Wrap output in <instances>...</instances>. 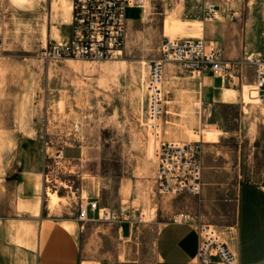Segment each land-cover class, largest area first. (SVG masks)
I'll return each mask as SVG.
<instances>
[{"label": "rangeland", "instance_id": "rangeland-1", "mask_svg": "<svg viewBox=\"0 0 264 264\" xmlns=\"http://www.w3.org/2000/svg\"><path fill=\"white\" fill-rule=\"evenodd\" d=\"M7 1L10 9L0 10V209L11 212L6 187L16 181L20 165L32 161L39 150L45 168L42 214L48 211L77 226L82 259L87 264H151L155 231L172 209L170 198L159 196L155 189L159 145L200 144L201 137L205 142L215 132L201 125V118L212 120L213 109L197 101L189 104L193 78L180 67L163 81L166 104L161 121L147 124L148 66L158 57L165 38L205 41L203 9L212 0H143L141 8L127 11L126 19L131 18L125 25L122 55L102 63L40 60L44 42L34 23L31 0ZM214 2L238 13L243 28L264 23V0H231L228 6L221 0ZM262 33L264 26L259 52ZM252 87L240 91L239 104L246 111L224 110L230 118L244 113V133H256L264 117V105L243 103V94ZM193 123L196 133L191 132ZM180 133L187 138L167 139ZM75 148L87 151L83 161L68 163L58 158L59 152ZM88 183L101 209L128 221L121 231L117 222L97 217L77 221L80 197L86 199ZM127 193L132 206L121 205ZM120 208L127 214L120 216ZM159 210L164 213L161 218Z\"/></svg>", "mask_w": 264, "mask_h": 264}, {"label": "crops", "instance_id": "crops-1", "mask_svg": "<svg viewBox=\"0 0 264 264\" xmlns=\"http://www.w3.org/2000/svg\"><path fill=\"white\" fill-rule=\"evenodd\" d=\"M30 6L36 10L32 11V16L42 44L69 41L70 0H31ZM219 8L217 19L205 21L203 38L222 51L224 62L232 65L234 70L227 79L217 78L209 72L200 77L189 73L193 78L189 92L193 98H187L188 102L197 101L202 107L213 109L212 120L209 116L201 118V125L205 124L207 131L215 133L207 136L205 142L202 137L199 141L200 193L169 197L172 209L164 217L166 222L155 231L151 264H195L197 230L194 226L172 223L171 218L177 214L189 215L198 223L218 230L237 264H264V117L257 125L256 133H244V113L243 117L242 112L235 118L224 116L228 107L247 110L239 104L240 91L254 82L253 68L247 60L260 51L264 23L243 28L238 22V13ZM1 9H10L7 0H0ZM222 17L225 20L219 21ZM234 19L237 22H233ZM175 67L178 66L165 65L163 81L172 77L170 74ZM255 101L252 87L243 94V103ZM191 128V132L196 133L194 123ZM186 138L180 133L167 139ZM59 153L58 158L68 163L81 162L88 154L83 148ZM252 154L254 158L250 159ZM32 158L28 164L20 165L16 181L6 187L10 191L6 199L11 212L0 209V264H87L81 256L77 226L66 224L48 211L42 214L44 207H41L40 199L45 168L39 150ZM91 188L88 183L86 199L80 197V207L88 202H96L100 207ZM124 198L121 205L132 206L127 200L128 193ZM87 216L90 220L97 217L91 212ZM157 216L161 218L164 213L159 210Z\"/></svg>", "mask_w": 264, "mask_h": 264}, {"label": "built area", "instance_id": "built-area-1", "mask_svg": "<svg viewBox=\"0 0 264 264\" xmlns=\"http://www.w3.org/2000/svg\"><path fill=\"white\" fill-rule=\"evenodd\" d=\"M221 1L225 6L231 2ZM142 3L143 0H70L69 41L44 44L38 58L42 61L75 60L89 63L116 61L124 48L127 11L141 8ZM219 13L218 4L212 0L205 4L203 18L205 21L215 20ZM1 15L0 11V23ZM261 38L262 51L249 57L247 62L253 68L256 99L264 105V33ZM168 64L176 65L196 77L209 72L217 78L227 79L234 70L232 65L224 62L222 51L212 44L202 40L163 39L158 57L149 62L145 83L146 121L149 125L160 122L164 115L163 68ZM201 173L199 143L163 142L159 145L155 176V189L159 196H197L201 188ZM88 212L95 213L100 221L117 222L120 231L121 225L128 222L108 209H101L96 202L79 207L77 221H89ZM122 213L126 215L127 210L120 208V216ZM171 222L196 228L198 246L195 264H237L215 228L202 225L186 214L173 216Z\"/></svg>", "mask_w": 264, "mask_h": 264}, {"label": "bare ground", "instance_id": "bare-ground-1", "mask_svg": "<svg viewBox=\"0 0 264 264\" xmlns=\"http://www.w3.org/2000/svg\"><path fill=\"white\" fill-rule=\"evenodd\" d=\"M254 91H255V89H254ZM255 98H256V92H255ZM257 101V100H256Z\"/></svg>", "mask_w": 264, "mask_h": 264}]
</instances>
